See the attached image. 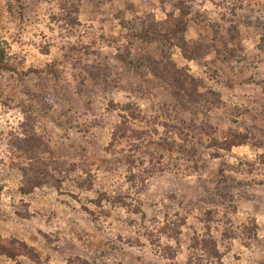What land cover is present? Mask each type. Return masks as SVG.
Instances as JSON below:
<instances>
[{
	"label": "rangeland",
	"instance_id": "obj_1",
	"mask_svg": "<svg viewBox=\"0 0 264 264\" xmlns=\"http://www.w3.org/2000/svg\"><path fill=\"white\" fill-rule=\"evenodd\" d=\"M180 11L198 103L119 23ZM0 40V264H264V0H0ZM38 158L65 178L24 193Z\"/></svg>",
	"mask_w": 264,
	"mask_h": 264
},
{
	"label": "trees",
	"instance_id": "obj_2",
	"mask_svg": "<svg viewBox=\"0 0 264 264\" xmlns=\"http://www.w3.org/2000/svg\"><path fill=\"white\" fill-rule=\"evenodd\" d=\"M73 6L75 14L68 13L66 20L74 25L78 22V8ZM64 10L69 8L64 5ZM72 10V9H71ZM120 26L125 30V37L133 44L137 41L155 45L157 53H133L128 49L127 56L129 63L138 70L152 73L160 82H162L172 95L184 102H196L200 100L199 91L200 79L189 72L187 66H178L172 59V53L179 50L182 57L186 59H197L201 56V45L198 42H190L185 37V31L188 25V19L185 14H170L164 20H157L150 16H134L130 19L121 18ZM9 70L18 72L16 65L10 62L7 47L0 40V72ZM222 149H230L233 145H240L247 141L246 133H232L224 139L214 140ZM214 143V144H215ZM32 148V147H31ZM28 150V149H27ZM196 155V154H195ZM194 155V156H195ZM32 168L28 167V178L31 180L23 184L20 190L24 193L32 192L37 186L44 183L55 182L61 185L67 171L57 165H49L41 159H36ZM43 164H40L42 163ZM119 201V200H118ZM123 202V201H122ZM12 254V251L0 244V254Z\"/></svg>",
	"mask_w": 264,
	"mask_h": 264
}]
</instances>
